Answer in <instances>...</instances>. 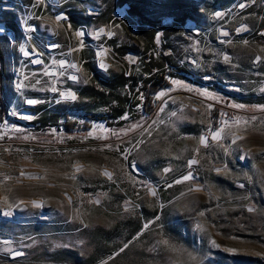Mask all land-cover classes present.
I'll use <instances>...</instances> for the list:
<instances>
[{"label":"rangeland","instance_id":"rangeland-1","mask_svg":"<svg viewBox=\"0 0 264 264\" xmlns=\"http://www.w3.org/2000/svg\"><path fill=\"white\" fill-rule=\"evenodd\" d=\"M0 59V264H264V0H0Z\"/></svg>","mask_w":264,"mask_h":264},{"label":"trees","instance_id":"trees-1","mask_svg":"<svg viewBox=\"0 0 264 264\" xmlns=\"http://www.w3.org/2000/svg\"><path fill=\"white\" fill-rule=\"evenodd\" d=\"M109 12V11H108ZM106 12V13H108ZM129 12L133 15H138V11L134 10L133 8L129 7ZM141 21L143 23H148V27H145L143 25L137 26V30L141 34L139 39H142L143 41V47H142V56L141 61L143 62V69L148 73V76L143 79V86L141 89L144 90H151V95L156 92V89H159L163 87L164 85H170V82H167L165 80V74L167 73L165 71L164 65L169 64L170 60L168 56H164L162 54V51L158 48L157 44L154 41L155 35L157 33V24H159V21H155L152 19H146L142 15ZM111 16L109 15V18ZM115 19H112L111 22H115ZM156 28V30L154 29ZM127 49V48H126ZM125 51V48H124ZM153 51H158L159 57L154 58L153 57ZM121 53H123L121 51ZM1 62V59H0ZM171 75V73L169 74ZM173 75V74H172ZM173 75L172 77H174ZM132 78H126L123 75L120 76V82L123 84L127 80H131ZM166 83V84H164ZM150 87V88H149ZM0 89H1V73H0ZM1 112V111H0ZM119 112L116 113L118 115ZM92 119V118H91ZM90 123H79L77 121L69 120V118L65 117L63 120V125L65 131H78L83 129L81 125L84 128L90 127ZM58 125V124H57Z\"/></svg>","mask_w":264,"mask_h":264},{"label":"snow or ice","instance_id":"snow-or-ice-1","mask_svg":"<svg viewBox=\"0 0 264 264\" xmlns=\"http://www.w3.org/2000/svg\"><path fill=\"white\" fill-rule=\"evenodd\" d=\"M240 7L243 8V7H245V5H244V4H240ZM214 15L217 16V17H219V16L222 15V13L217 12V13H215ZM57 19H61V17H57ZM69 27H71V26L69 25ZM240 30H241V29H237L238 32H239ZM100 31L102 32L103 29H101ZM82 34H83L82 32H77V33H76L77 36H80V35H82ZM109 34L111 35L112 33H109ZM224 35H227V33H224ZM245 43H247V42L245 41ZM22 51H23V49H22ZM24 55L27 56V55H29V53H28L27 51H24ZM225 59H227V57H225ZM259 59H260V58L257 57V60H259ZM35 62H36V63H40L41 61L36 60ZM61 66H63V62H61ZM72 67H75V65H72ZM71 79L75 80V79H77V77L73 76V77H71ZM172 83H173V84H179L180 82L174 80V81H172ZM18 87H22V85H18ZM188 90H191V89H188ZM53 91H56V89L53 88ZM62 95L70 96V98L73 99V100L76 99V96H75V94H73V93H67V94H62ZM165 95H167V93L164 92V91H161L160 93L157 94V98L159 99L160 97H163V96H165ZM201 95H209V94L206 93V92H204V93H201ZM27 103H28V104H35V103H38V101H36V100H28ZM233 107H243V105H233ZM262 107H264V106H262ZM161 111H163L162 108H161ZM172 115H176V113H172ZM123 118L126 119V117H123ZM136 127H140V125H134V126H133V128H136ZM130 130H131V129H130ZM222 131H223V129H218V130H215V131H211L210 134H211L212 139H213V140H219V139L221 138V132H222ZM241 138H242V137H237V139H241ZM200 144H203V145L207 146V137H206V136H202V137L200 138ZM108 147H110V146H108ZM197 151H199V149H197ZM196 163H198V161H197L196 159H192L191 161H189V164H190V165H191V164H196ZM164 171L167 172V171H170V169H165ZM104 174H105V175H108L109 178H111V174H110V173H107V172L105 171ZM6 179H7V177H6ZM189 179H192L191 174L186 175V176H183L182 179H181V180H177L176 183H181V182L186 181V180H189ZM155 194H156L155 191H152V195H155ZM4 200L7 201V197H4ZM98 202H99V201H97V203H98ZM21 203H22V202H21ZM32 203H33V206L39 207V204H37L35 201H33ZM248 210H249V211H252L253 209L249 208ZM8 214H10V213H8ZM201 215H203V213H201ZM157 219H158V218H157ZM144 227L147 228L148 225L145 224ZM197 227H200V226L197 225ZM158 243H162L163 245L169 247L172 251H176V249H175L172 245H170L169 241L166 240V239H165V240H162V241H158ZM213 243H214V242H213ZM127 246H128V245H125L124 247L126 248ZM216 246L219 247V245H216ZM120 251L122 252V251H124V249L122 248ZM229 251H233V250L229 249ZM15 255H22V253L17 252V253H15ZM117 255H118V253H117ZM109 259H111V257H110ZM102 264H107V262H106V261H105V262H102Z\"/></svg>","mask_w":264,"mask_h":264},{"label":"built area","instance_id":"built-area-1","mask_svg":"<svg viewBox=\"0 0 264 264\" xmlns=\"http://www.w3.org/2000/svg\"><path fill=\"white\" fill-rule=\"evenodd\" d=\"M212 127L214 128V126H209V128H206L204 130V136H206L207 138L211 136L210 132L214 131ZM56 129H57L58 132H63L64 125L63 124H58V125H56Z\"/></svg>","mask_w":264,"mask_h":264}]
</instances>
